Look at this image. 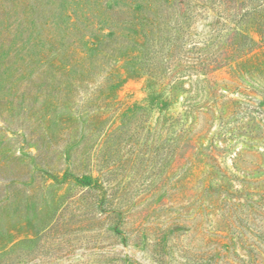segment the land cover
Returning <instances> with one entry per match:
<instances>
[{
  "label": "rangeland",
  "instance_id": "1",
  "mask_svg": "<svg viewBox=\"0 0 264 264\" xmlns=\"http://www.w3.org/2000/svg\"><path fill=\"white\" fill-rule=\"evenodd\" d=\"M3 1L0 195L6 199L0 251L11 246L9 240L34 239L0 264H264V13L241 16L263 0H213L207 9L199 8L205 0L174 1V9L182 7L192 20L180 33L172 25L155 26L149 35L145 28L137 32L131 40L137 66L115 52L107 55V69L93 62L75 101L81 103L85 91L95 95L89 111L105 122L93 117L96 132L84 127L89 136L83 139L77 114L59 136L51 120L41 119L46 111L39 107L50 96L36 100L41 81L43 87L64 84L76 73L19 77L22 41L27 33L48 43L57 39L63 46L51 59L73 64L64 44L98 34L92 22L121 29L137 10H148L144 2L159 0ZM66 11L76 17L73 30ZM48 18L54 23L43 27ZM241 28L253 40L239 42ZM48 43L41 47L50 49ZM107 70L117 79L108 99L97 91ZM136 106L143 109L135 135L113 142L109 132ZM66 146L67 159L61 155ZM66 168L102 176L103 186L87 187L71 177L52 183L44 174Z\"/></svg>",
  "mask_w": 264,
  "mask_h": 264
},
{
  "label": "trees",
  "instance_id": "2",
  "mask_svg": "<svg viewBox=\"0 0 264 264\" xmlns=\"http://www.w3.org/2000/svg\"><path fill=\"white\" fill-rule=\"evenodd\" d=\"M109 0H104L105 2H108ZM116 1V0H114ZM177 0H159L158 4H154L151 1H146L144 2L145 5L147 6V11L142 14L138 10L134 13L133 18L131 21H129L128 26H124L121 29H110V28H103L102 23L99 25V22H92L93 25L97 26L98 28V34L96 35H89L86 34L82 37H79V39L72 40L68 42L67 44H64L65 48L67 49V54L70 55L69 57L73 61V64H66L64 66H60V60L51 59L52 55L55 54L56 56V51L58 48H60V44L57 43V39L50 40L51 42H47L45 38H37L34 36H30L29 33H27L28 40L22 41V43L25 45V53L24 55V67L19 69L20 73L18 76L20 77L21 75L23 78H29L31 76H40L44 77L46 76L48 70H51L50 74H52L54 77L58 76L59 74H64V75H71L73 73H76L75 78H70L71 82H66V83H60L59 85L54 84L48 87H43L44 84L42 81L41 83L36 87V100L41 99L44 95H49V99L47 100L46 103L42 104L39 109L46 111L43 113V117L41 119L45 118L51 123L55 124L54 126L57 127L59 130V136L62 134V130H67L68 127L70 128L72 126V119H73V114H77L79 118V125L78 127H82L84 131V127L88 128V133L91 127V133L96 132V128H94V125L90 123L92 121L93 117H100V121L102 123L105 122V119H103V116H99L97 114H94V112L90 113L89 111V105L90 102L94 103L95 100V95H91L85 91V97L81 99V103H77L75 101L76 97V92H79V90H85L87 82V76H90L91 74V64L95 62L98 66H102L104 69H107L109 66L107 64V60L112 57V55L107 56L109 52H115V55L117 57H122L123 58H128V61L132 65H136L134 62V57L132 56L133 50H132V43L131 40L134 42L136 40V34H138L145 28L146 33H149L153 31V28L158 25H162L164 27H168L172 25L174 29L180 33V31H183L186 27L184 22H187L188 24L190 23L189 20H192L193 15H187L184 12V9L182 7H178V9H174L175 7V2ZM223 1V0H220ZM0 2L4 6V1L0 0ZM148 2V3H147ZM181 2V1H177ZM197 3V1L195 0ZM216 1L213 0H205L204 3L199 5V8L201 9H207L211 8L213 5L215 6ZM215 3V4H214ZM226 3V0H225ZM138 4V3H136ZM227 4V3H226ZM27 6V4H26ZM140 7V5H138ZM213 6V7H214ZM158 8V11L155 12V9ZM261 11L264 13V0L262 5L252 7L250 11H245L241 13L242 17H255L256 12L255 11ZM200 9H196L195 14H198L200 12ZM173 12L176 14V19L172 21L173 19H170V17H174ZM262 13H258L259 17H262ZM194 14V13H192ZM257 15V14H256ZM169 16V19L167 17ZM64 17H66V22L69 30H73L75 28V22H76V17L73 15L72 12L66 11L64 13ZM26 17H24L25 19ZM166 18V19H165ZM35 21V24L37 25V20L33 19ZM53 19L48 18L46 21L43 23V27L46 25L50 27V24L52 25L54 22L52 21ZM187 20V21H186ZM118 22V21H117ZM173 22V23H172ZM218 24L219 22L217 21L216 24L213 25V34L215 35V32H217L218 29ZM40 27V26H39ZM41 27V29L43 28ZM106 29H109L106 31ZM26 32L27 28L25 29ZM36 31H39L38 27ZM25 32V31H23ZM32 32V29L30 28V31ZM239 33V39L241 43L243 41L245 42L248 40H253L250 36H248L245 33L244 29H240L238 31ZM262 36V40H260V45L264 46V33H260ZM179 37V36H178ZM178 37L171 39V37H168L167 40L170 41H177ZM208 42L206 44H209L211 39L207 40ZM48 43L49 48L47 49L46 46L45 48H42L41 46L43 44ZM84 44L82 47L80 44ZM238 44V46L241 45ZM28 44H31L28 46ZM63 46V45H62ZM61 46V47H62ZM101 46H105V48H101ZM125 49V50H124ZM176 48H173L171 53H174ZM97 54V62L93 59V56ZM264 55V54H262ZM72 56V57H71ZM130 58V59H129ZM218 59H214L213 61H216ZM212 60H209L207 64L211 63ZM258 64L259 66L263 65V62L261 59H258ZM137 66V65H136ZM211 66V65H209ZM112 76H115V74L111 70L106 71L105 75V80L106 83H104L99 90H97L99 93H103V97H108L112 90H114L117 86V79L114 77L112 79ZM57 78V77H55ZM28 84V83H27ZM26 87L29 86V84ZM31 84V83H30ZM175 85H173L174 87ZM25 87V88H26ZM108 99V98H107ZM83 111L76 110V108H82ZM143 109L142 106H136L130 111L129 113L126 114L124 117V120L121 122L120 125H118L116 128L111 130L109 132L108 137L113 142H116L117 138L125 135H129L127 138H131L135 135L136 133V119L138 118V111H141ZM94 114V115H93ZM41 116V115H40ZM70 123V125H68ZM64 126V127H62ZM69 130V129H68ZM50 130L45 129L43 131V134H41L42 137H47L48 133ZM82 139L89 136V134H85V131L83 132ZM109 139V138H108ZM122 140V139H121ZM72 141H75V137H71L70 141L67 143H71ZM104 147V146H103ZM63 151L61 152V155L63 154L65 159H67V155H71L70 152V147L66 146L64 147ZM104 171V170H103ZM105 172V171H104ZM45 176H49L51 180H53L52 183H55L57 181H62L65 182L69 177L72 178V181L74 179L75 183L84 185L87 187H94V188H99L102 187L103 184L101 183V177H94L92 175H78L76 173H73L71 169L66 168L63 171H59V173L55 174L52 173L50 170L47 172H44ZM101 175V174H100ZM34 177V176H33ZM31 177V182H35L36 179ZM49 183V182H48ZM47 184V186L50 184ZM6 199L5 195H0V205H2L1 201H4ZM6 234L4 231L1 234L4 236ZM34 238H27L21 242L14 241V240H9L11 243V246L9 245L4 247L2 251H0V260L1 258L13 254L15 250L22 245V243H27L32 241ZM9 258V257H8Z\"/></svg>",
  "mask_w": 264,
  "mask_h": 264
}]
</instances>
